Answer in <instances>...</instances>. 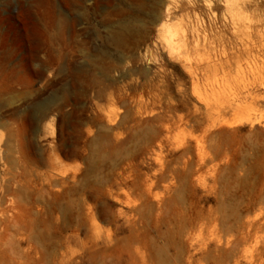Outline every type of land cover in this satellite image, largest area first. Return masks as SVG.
<instances>
[{
    "label": "rangeland",
    "instance_id": "1",
    "mask_svg": "<svg viewBox=\"0 0 264 264\" xmlns=\"http://www.w3.org/2000/svg\"><path fill=\"white\" fill-rule=\"evenodd\" d=\"M0 264H264V0H0Z\"/></svg>",
    "mask_w": 264,
    "mask_h": 264
},
{
    "label": "bare ground",
    "instance_id": "2",
    "mask_svg": "<svg viewBox=\"0 0 264 264\" xmlns=\"http://www.w3.org/2000/svg\"><path fill=\"white\" fill-rule=\"evenodd\" d=\"M162 27H164V24L162 25ZM121 39H122V37L119 34H117V35L114 36V41L115 42H119V41H121Z\"/></svg>",
    "mask_w": 264,
    "mask_h": 264
}]
</instances>
